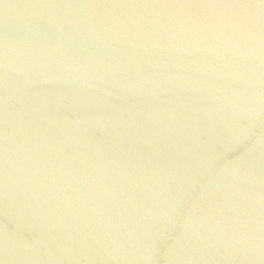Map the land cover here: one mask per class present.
Segmentation results:
<instances>
[{
    "label": "water",
    "instance_id": "1",
    "mask_svg": "<svg viewBox=\"0 0 264 264\" xmlns=\"http://www.w3.org/2000/svg\"><path fill=\"white\" fill-rule=\"evenodd\" d=\"M0 264H264V0H0Z\"/></svg>",
    "mask_w": 264,
    "mask_h": 264
}]
</instances>
